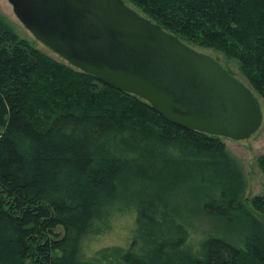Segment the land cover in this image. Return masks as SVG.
Instances as JSON below:
<instances>
[{
    "label": "trees",
    "instance_id": "16d2710c",
    "mask_svg": "<svg viewBox=\"0 0 264 264\" xmlns=\"http://www.w3.org/2000/svg\"><path fill=\"white\" fill-rule=\"evenodd\" d=\"M124 2L192 48L237 61L264 99V0ZM258 165L264 173V155ZM245 186L221 137L50 57L0 13V264H264ZM181 195L251 229L192 247ZM120 206L135 210L131 245L87 255L83 241L107 231ZM251 207L264 216V195Z\"/></svg>",
    "mask_w": 264,
    "mask_h": 264
},
{
    "label": "water",
    "instance_id": "95a60500",
    "mask_svg": "<svg viewBox=\"0 0 264 264\" xmlns=\"http://www.w3.org/2000/svg\"><path fill=\"white\" fill-rule=\"evenodd\" d=\"M8 1L55 54L142 98L172 124L233 140L262 125L259 99L245 83L124 0Z\"/></svg>",
    "mask_w": 264,
    "mask_h": 264
},
{
    "label": "rangeland",
    "instance_id": "374dc122",
    "mask_svg": "<svg viewBox=\"0 0 264 264\" xmlns=\"http://www.w3.org/2000/svg\"><path fill=\"white\" fill-rule=\"evenodd\" d=\"M0 13L9 19L21 38L28 40L32 45L50 57L60 62L68 63L33 36L16 17L13 6L8 0H0ZM201 52L214 57L230 74L248 86V82L240 72L237 61L228 59L224 54L216 51L202 50ZM256 96L259 99L263 114V122L259 130L247 140L222 139L226 143L230 155L235 157L241 164L246 181L243 201L255 219L254 221L260 224L264 230V216L254 211L251 207V200L255 196L264 195V173L258 165L259 158L264 155V99L258 95ZM186 200H189V198L184 200L181 195L179 202H181L184 212V222L191 231L192 247H196L201 240L211 235L239 242L246 237L248 230L251 229L249 227V224L252 223L251 221L240 220L229 224L221 219L206 216L199 209V206L186 202ZM121 206L118 210L114 211L115 213L113 212L111 224L107 231H103L99 235L90 236L83 241L84 252L87 255H91L102 247L123 246L128 248L131 245L134 238L135 210L127 206Z\"/></svg>",
    "mask_w": 264,
    "mask_h": 264
}]
</instances>
